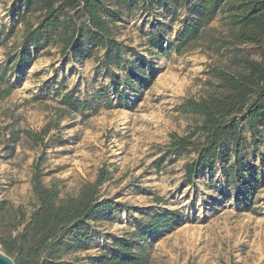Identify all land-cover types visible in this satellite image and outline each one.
<instances>
[{
    "label": "rangeland",
    "instance_id": "374dc122",
    "mask_svg": "<svg viewBox=\"0 0 264 264\" xmlns=\"http://www.w3.org/2000/svg\"><path fill=\"white\" fill-rule=\"evenodd\" d=\"M174 2L148 6L145 0H127L112 27L125 50L122 63L106 69L104 50L90 44L81 49L83 57L80 53L72 58L70 51L62 57L56 37L61 28L37 48L23 47L24 30L38 23L42 10L0 0L1 253V239L21 242L38 206L31 184L37 163L43 184L56 188L59 199L77 196L105 167L109 176L98 196L123 206L94 216L89 222L91 241L60 247L53 255L56 260L95 264L113 238L134 232V247L148 255L147 264H264V126L259 127L260 145L252 150L248 127L242 125L246 162L263 179L248 206L235 198L237 187L227 183L223 172L234 161L230 145L223 147L224 158L212 170L194 178L195 187L185 182L184 166L196 154L169 150L170 134L184 136L200 125L202 119L182 104L216 91L211 70L241 71L238 60H259L258 51L252 44L236 42L224 9L206 19L197 14L204 0H190L182 7ZM112 7L104 6L101 14L106 16ZM192 23L199 28L197 40L176 49ZM77 24L86 22L79 19ZM152 39L159 47H151ZM20 54L27 61L17 64ZM135 68L152 70L154 78L145 85L135 78L130 91L126 76ZM10 86V94L2 96ZM66 93L88 108L67 109L61 103ZM193 138L202 140L198 134ZM167 211L182 216L170 230L138 239L136 223L144 226L153 213ZM11 259L20 263L17 257Z\"/></svg>",
    "mask_w": 264,
    "mask_h": 264
},
{
    "label": "trees",
    "instance_id": "16d2710c",
    "mask_svg": "<svg viewBox=\"0 0 264 264\" xmlns=\"http://www.w3.org/2000/svg\"><path fill=\"white\" fill-rule=\"evenodd\" d=\"M17 1L25 9L36 5L42 10L38 23L24 30L21 41L23 47L30 44L37 48L40 42L51 37L53 30L61 28L62 32L56 37L61 44L62 57L69 51L72 58L80 53L83 57L81 49L85 44H90L104 50L106 69L111 64L119 66L122 63L120 55L125 50L114 39L112 27L120 19L127 0ZM145 1L150 6L163 3L164 0ZM171 1H175L177 7H182L190 0ZM107 5L113 7L103 16L101 12ZM219 9L228 13L235 29L236 42L254 45L259 60L240 58L238 65L241 71L237 72L213 68L210 75L216 82V91L206 98L187 99L182 104L186 111L202 119L200 125L184 136L170 134L169 150L174 154L192 150L196 154L197 158L184 166L185 182L195 187L194 178L204 170H212L214 163L224 158L223 147L230 145L234 161L223 172L227 183L237 187L235 198L248 206L258 189L263 186V179L259 178L257 170L246 162L242 125H247L251 148L256 150L260 145L259 127L264 126V0H204V7H199L197 14L211 19ZM79 19H84L86 24L78 25ZM198 36V25L189 24L176 49L196 41ZM151 41L152 48L159 47L156 39ZM113 52L116 55L112 57ZM16 61L17 64H22L27 58L20 54ZM143 62L145 58H141L140 63ZM135 78L145 85L153 80L154 73L152 70L145 72L143 68L128 72L126 82L130 91H133L131 83ZM113 85L117 89L119 82ZM11 90L12 86L2 90V96H8ZM61 103L73 111L88 108L85 102L73 99L70 93L61 97ZM196 134L202 138L201 141L194 140ZM261 164H264V158ZM34 168L31 184L38 206L21 234V242L17 243V238L1 239L3 252L9 258L17 257L19 264H70L54 259L53 255L58 254L60 247L69 243L76 247L88 244L91 241L90 220L98 214L117 211L123 206L98 196V188L109 176L105 167L99 169L93 183L84 186L77 196L66 199H59L56 188L43 184V174L37 163ZM181 216L178 211L153 213L144 226L136 223L138 239L145 240L150 233L170 230ZM134 235L136 234L133 232L130 236L126 234L113 238L111 246L104 250L95 264H147L148 255L134 247Z\"/></svg>",
    "mask_w": 264,
    "mask_h": 264
},
{
    "label": "water",
    "instance_id": "95a60500",
    "mask_svg": "<svg viewBox=\"0 0 264 264\" xmlns=\"http://www.w3.org/2000/svg\"><path fill=\"white\" fill-rule=\"evenodd\" d=\"M0 264H15L11 258L0 252Z\"/></svg>",
    "mask_w": 264,
    "mask_h": 264
}]
</instances>
